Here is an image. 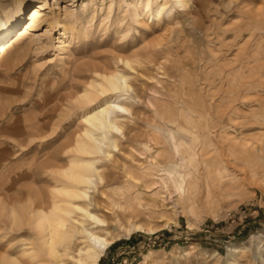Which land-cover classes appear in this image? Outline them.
Here are the masks:
<instances>
[{
    "label": "rangeland",
    "instance_id": "1",
    "mask_svg": "<svg viewBox=\"0 0 264 264\" xmlns=\"http://www.w3.org/2000/svg\"><path fill=\"white\" fill-rule=\"evenodd\" d=\"M149 1L154 12L167 5L151 18ZM33 6L43 10L30 20ZM20 30L0 61V264H53L28 220L48 202L51 171L68 163L84 128L76 98L100 82L94 71L123 73L132 88L117 149L100 157L107 183L91 193L97 211L113 233L129 222L167 224L120 238L98 264H264V0H190L183 9L173 0H0V46ZM133 57L132 70L120 62ZM201 149L224 178L216 182L199 163L192 203L169 187L147 213L138 180L146 168L160 176L170 157L185 165ZM115 190L120 208L102 194Z\"/></svg>",
    "mask_w": 264,
    "mask_h": 264
},
{
    "label": "bare ground",
    "instance_id": "2",
    "mask_svg": "<svg viewBox=\"0 0 264 264\" xmlns=\"http://www.w3.org/2000/svg\"><path fill=\"white\" fill-rule=\"evenodd\" d=\"M173 2L183 9L189 5L190 0H173ZM166 5V2L159 5L157 10L162 12ZM42 10L43 6H33L29 19L35 20ZM23 11L21 6L17 8L16 22L9 24L11 27L13 26L15 29L18 27V23L24 18ZM159 11H152L150 1L147 3L146 13L149 17L153 18L157 14L159 15ZM141 16L136 14V19ZM8 26L2 30L5 35L9 32ZM25 34V31L20 30L0 46V61L21 41ZM137 60V57H133L126 60L122 59L120 62L124 67L132 70V65L138 63ZM94 75L100 79V82L97 84L95 82L89 83L83 93L76 98V102L84 108L82 117L84 128L76 136L72 145L68 147L69 161L65 165L53 167L50 178L53 179L55 186L49 194L48 202L38 200L39 202L35 205L36 209L28 220L40 255L53 264H98L107 248L120 238H127L134 232L153 234L167 226L165 224L158 228H144L138 223L129 222L128 227L122 228L117 220L118 231L113 233L109 231L110 224L106 218L97 211V204L91 193L92 191L95 193L99 184L102 187L107 183V179L105 180L100 167H98L100 166V157L106 158L110 149H117L116 134L122 136L123 119L130 115L125 97L129 95L132 88L129 84V78L118 71L102 74L94 71ZM117 94L119 95L116 96ZM170 140L176 151L178 145L173 135H170ZM208 153L201 149L197 155L191 154L185 158V165L177 164L173 157H170L167 163L161 167L160 176L157 175L158 171H155V166L151 163L149 168H146L142 173L143 177L138 179L142 182L141 188L145 190L144 192L148 196L144 205L145 211L150 213L151 209L159 206L162 200L167 201V197L171 195L169 187L181 190L182 205L183 202L188 205L191 201L193 202V190L198 188L194 177L198 174L199 163L206 166L209 176L212 174L215 181L220 182L224 178V173L220 172L217 162L212 161V163L203 159ZM212 164L215 166L209 170ZM121 193L122 190H115L113 191L115 196L111 197L105 192L102 194L109 200L113 198V201L110 200L113 208H120L116 199H120ZM163 194L166 196L162 197ZM171 205H173L171 208L178 206L176 201H172ZM185 205L181 207H185ZM138 207L141 208L143 205L139 204ZM104 208L108 209L107 207ZM139 211V209L138 211L132 210V213L137 216L141 213ZM185 211L183 210L180 214H185ZM177 213H173L175 217ZM11 214L13 216L14 211ZM11 220L12 226L17 227L23 223L22 219L16 216ZM188 227L192 229L193 225L189 224ZM232 251L236 252L235 250ZM148 258V256L145 257V259ZM9 264L17 263L11 260Z\"/></svg>",
    "mask_w": 264,
    "mask_h": 264
}]
</instances>
